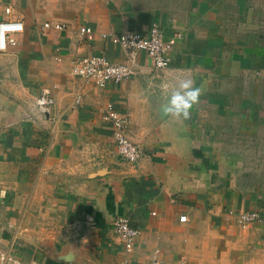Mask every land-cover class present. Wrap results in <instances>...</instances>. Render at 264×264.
<instances>
[{
    "label": "crops",
    "instance_id": "1",
    "mask_svg": "<svg viewBox=\"0 0 264 264\" xmlns=\"http://www.w3.org/2000/svg\"><path fill=\"white\" fill-rule=\"evenodd\" d=\"M7 6L23 32L0 52V264H264L252 167L264 148V0H0V20ZM153 24L180 36L165 72L111 42ZM88 55L134 73L86 82L71 70ZM182 75L205 91L177 123L158 90ZM45 89L53 105L39 116ZM107 104L144 152L135 164L117 153ZM245 211L260 218L242 227ZM119 217L139 230L131 249L112 229Z\"/></svg>",
    "mask_w": 264,
    "mask_h": 264
},
{
    "label": "built area",
    "instance_id": "2",
    "mask_svg": "<svg viewBox=\"0 0 264 264\" xmlns=\"http://www.w3.org/2000/svg\"><path fill=\"white\" fill-rule=\"evenodd\" d=\"M5 19L0 20V52H5L8 46H14L17 42L16 35L23 32V23L12 18L13 8L7 6L4 9ZM51 24H44V28ZM54 28L62 29V24H54ZM80 36L87 41L93 39V32L90 28L84 27L80 30ZM180 36L176 35L165 39L157 24H153L147 33L142 36L128 32L114 35L111 42L119 45L124 50L131 52L130 56L134 59L136 51H142L151 59L154 67L163 72L170 66V54ZM72 74L82 78L86 82L94 83L99 87H104L108 82H121L131 76L134 71L128 64H112L104 56L88 55L75 60L72 64ZM53 105V99L48 89L42 90L41 95L36 100L37 115L46 114ZM104 119L110 125L112 136L115 140L118 155L125 161L135 164L144 156L142 148L134 143L128 136V121L122 117L111 104H107L104 111ZM257 212L245 211L236 218V223L246 227L259 219ZM181 222L186 221V217L180 218ZM114 233L124 243L125 247L131 249L135 239L139 234L138 228L134 227L128 218L119 217L112 224ZM5 260V256H1ZM149 264H164L158 259H152ZM179 264H185L180 262Z\"/></svg>",
    "mask_w": 264,
    "mask_h": 264
},
{
    "label": "clouds",
    "instance_id": "3",
    "mask_svg": "<svg viewBox=\"0 0 264 264\" xmlns=\"http://www.w3.org/2000/svg\"><path fill=\"white\" fill-rule=\"evenodd\" d=\"M204 91L190 75L164 80L158 90L160 108L171 121L184 123L191 119L192 109L199 105Z\"/></svg>",
    "mask_w": 264,
    "mask_h": 264
},
{
    "label": "rangeland",
    "instance_id": "4",
    "mask_svg": "<svg viewBox=\"0 0 264 264\" xmlns=\"http://www.w3.org/2000/svg\"><path fill=\"white\" fill-rule=\"evenodd\" d=\"M260 151H264V148H260L258 152L254 153V162L252 167L254 170H258V173L264 178V153L263 157L260 155Z\"/></svg>",
    "mask_w": 264,
    "mask_h": 264
}]
</instances>
